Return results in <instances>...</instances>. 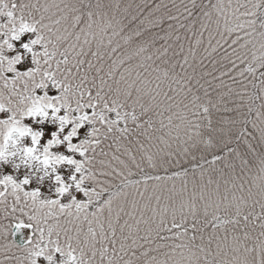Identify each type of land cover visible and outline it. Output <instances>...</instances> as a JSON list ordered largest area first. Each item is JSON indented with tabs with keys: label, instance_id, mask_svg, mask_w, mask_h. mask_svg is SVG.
<instances>
[{
	"label": "snow or ice",
	"instance_id": "snow-or-ice-1",
	"mask_svg": "<svg viewBox=\"0 0 264 264\" xmlns=\"http://www.w3.org/2000/svg\"><path fill=\"white\" fill-rule=\"evenodd\" d=\"M0 264H264V0H0Z\"/></svg>",
	"mask_w": 264,
	"mask_h": 264
},
{
	"label": "trees",
	"instance_id": "trees-1",
	"mask_svg": "<svg viewBox=\"0 0 264 264\" xmlns=\"http://www.w3.org/2000/svg\"><path fill=\"white\" fill-rule=\"evenodd\" d=\"M26 40H27V37H24V38H22V41H21V42H26ZM21 42H14V43H16V44H17V47H19V44H20ZM20 51L22 52L23 49H20ZM13 54H14V53H13ZM17 67H18V69L21 70V71L25 70V69H24V66L17 65ZM9 75H11V74H9ZM43 127L45 128V130H46L47 132H49V135H50V131H51V130H55V129H54V126L51 125V124H48L47 122L45 123V125H44ZM42 191H45V192H46L47 189H46V188H45V189H42ZM26 231H28V233L30 232V230H28V229H26Z\"/></svg>",
	"mask_w": 264,
	"mask_h": 264
},
{
	"label": "water",
	"instance_id": "water-1",
	"mask_svg": "<svg viewBox=\"0 0 264 264\" xmlns=\"http://www.w3.org/2000/svg\"><path fill=\"white\" fill-rule=\"evenodd\" d=\"M23 234L26 235L25 232ZM15 239H16V242L17 243H21V244L23 243V240L21 238V234H17L16 237H15Z\"/></svg>",
	"mask_w": 264,
	"mask_h": 264
},
{
	"label": "rangeland",
	"instance_id": "rangeland-1",
	"mask_svg": "<svg viewBox=\"0 0 264 264\" xmlns=\"http://www.w3.org/2000/svg\"><path fill=\"white\" fill-rule=\"evenodd\" d=\"M24 232L26 233V235L29 234L28 231H26V229L24 230Z\"/></svg>",
	"mask_w": 264,
	"mask_h": 264
}]
</instances>
